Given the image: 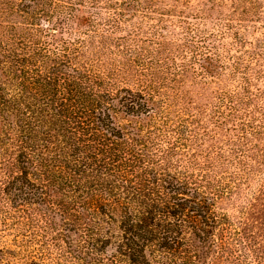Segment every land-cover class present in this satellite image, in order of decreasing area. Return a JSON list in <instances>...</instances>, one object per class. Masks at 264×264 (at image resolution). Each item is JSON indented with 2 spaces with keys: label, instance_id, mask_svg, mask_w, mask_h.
Returning <instances> with one entry per match:
<instances>
[{
  "label": "trees",
  "instance_id": "1",
  "mask_svg": "<svg viewBox=\"0 0 264 264\" xmlns=\"http://www.w3.org/2000/svg\"><path fill=\"white\" fill-rule=\"evenodd\" d=\"M104 1L0 0L1 13L27 22L17 29L0 16V264H250L247 238L216 206L247 184L234 172L233 140L204 153V113L190 112L177 86L189 73L205 83L201 56L172 43L177 60L152 58L159 51L143 45L161 48L168 37L156 24L138 50L121 46L143 27L126 24L120 8L91 13ZM84 6L102 20L89 42L39 30ZM117 32L128 38L113 40ZM122 70L138 77L137 89L121 86ZM215 99L210 122L219 126L248 104H233L226 87ZM118 114L129 125L118 126ZM255 158L239 164L249 178L264 164V153Z\"/></svg>",
  "mask_w": 264,
  "mask_h": 264
},
{
  "label": "rangeland",
  "instance_id": "2",
  "mask_svg": "<svg viewBox=\"0 0 264 264\" xmlns=\"http://www.w3.org/2000/svg\"><path fill=\"white\" fill-rule=\"evenodd\" d=\"M120 4L126 6L118 7ZM94 5L95 9L91 13L102 12V17L105 18L107 13H113L115 9L120 8L124 11L126 24H139L141 29L143 27L142 33H137L131 38H128L124 32L111 35L113 40L128 38L126 43H120L121 46L124 44L131 46L132 50H138L142 46L140 41L145 43L144 39L152 38L145 26L156 24L158 27L166 28L167 32L161 31V34H168V37L161 48L146 43L143 45L151 53L159 51L160 55L152 58L177 60L178 55L175 53L173 44L179 46L177 50L181 53L197 51V54L201 56L203 61L200 65L203 69H200V74L203 75L205 83H200L196 75L189 73L177 86H180L183 93L185 92V97L190 99L193 109L190 112L197 109L204 113L205 125L198 131L200 134L203 132L205 134L201 142L204 153H214L216 148L228 151L230 146L226 147V144L228 140H233L231 159H233L234 172L240 177L243 176L247 184L243 185L240 195L233 197L231 202L222 204L218 202L216 206L218 210L229 215L233 226L240 228L247 238L250 264H264V164L259 167V172L250 178V174L247 175L246 172L248 167L239 165L249 164L257 159L256 155L264 153V125H262L264 122V58L259 59L254 56V53L264 55V0H137V2L111 0L107 4L104 1ZM105 5L110 6V10L100 9ZM87 12L88 6L76 7L68 11L67 17H60L57 20L56 23L59 25L53 23L54 19L40 21L39 30L48 31L49 34L57 32L54 36L56 39L66 41L81 39L89 42L86 34L96 37V32L101 33L102 20L96 16L93 18ZM0 16L5 20L12 18L17 29L26 28L27 22L19 17L1 13V11ZM143 17L148 19H143L144 22H142ZM173 24L176 25L175 28L172 27ZM123 26L129 30L127 25ZM192 36L195 37L193 44L186 43L184 39ZM202 37L206 40L200 43L199 38ZM109 49L117 51L112 47ZM106 58L109 60L108 57ZM120 61H123V58ZM217 77H220L221 81L217 80ZM243 77L250 78L249 86L241 82ZM137 78L133 72L125 73L122 70L119 72L118 81L122 82L121 86L137 89ZM223 86L233 91V104L239 97L248 100V104L246 106L235 104L232 122L225 126L213 125V122H210V116L213 114L212 105L216 103L215 98L220 89L225 88ZM129 120L118 114L115 122L118 126L125 127L129 125ZM242 126L247 127L244 130L245 134L240 131ZM254 129H260L261 136H251ZM261 139L263 141H260ZM239 160H241L240 163L236 165L235 163ZM4 235H6L5 241L13 240L12 232ZM38 244L37 249H39ZM8 260L9 263L14 261L13 258ZM45 262L51 264L49 260Z\"/></svg>",
  "mask_w": 264,
  "mask_h": 264
}]
</instances>
